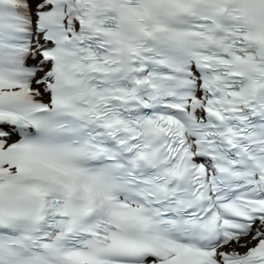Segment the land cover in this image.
I'll list each match as a JSON object with an SVG mask.
<instances>
[{"label":"snow or ice","instance_id":"1","mask_svg":"<svg viewBox=\"0 0 264 264\" xmlns=\"http://www.w3.org/2000/svg\"><path fill=\"white\" fill-rule=\"evenodd\" d=\"M0 264H264V0H0Z\"/></svg>","mask_w":264,"mask_h":264}]
</instances>
